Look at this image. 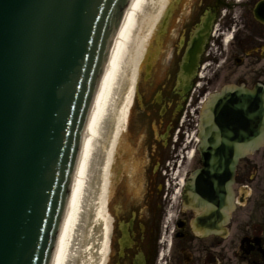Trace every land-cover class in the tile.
I'll use <instances>...</instances> for the list:
<instances>
[{"label":"water","instance_id":"95a60500","mask_svg":"<svg viewBox=\"0 0 264 264\" xmlns=\"http://www.w3.org/2000/svg\"><path fill=\"white\" fill-rule=\"evenodd\" d=\"M129 1L0 0V264L51 260L90 105ZM137 2L125 11L95 97L53 257L108 69ZM202 37L203 30L183 60L184 84ZM198 141L202 169L185 181L183 201L213 213L217 226L234 210L238 162L264 146V90L226 88L211 97Z\"/></svg>","mask_w":264,"mask_h":264},{"label":"flooded vegetation","instance_id":"af4514ba","mask_svg":"<svg viewBox=\"0 0 264 264\" xmlns=\"http://www.w3.org/2000/svg\"><path fill=\"white\" fill-rule=\"evenodd\" d=\"M201 30L184 85L180 67ZM258 85L264 88V0H171L143 50L127 153L114 161L104 264H264V152L237 166L234 195L244 203L217 228L211 213L186 208L181 195L183 180L200 168L188 150L197 148L205 102L225 88Z\"/></svg>","mask_w":264,"mask_h":264},{"label":"bare ground","instance_id":"6f19581e","mask_svg":"<svg viewBox=\"0 0 264 264\" xmlns=\"http://www.w3.org/2000/svg\"><path fill=\"white\" fill-rule=\"evenodd\" d=\"M170 2L138 0L124 29L104 82L66 227L52 264H76L78 250L72 249L70 252L71 240L75 234L78 236L91 225L93 214L104 221L100 249L103 259L106 256L108 232L111 229L105 209L106 195L114 161L127 153L124 131L133 100L136 70L148 38ZM96 221L99 222V219L96 218Z\"/></svg>","mask_w":264,"mask_h":264},{"label":"rangeland","instance_id":"374dc122","mask_svg":"<svg viewBox=\"0 0 264 264\" xmlns=\"http://www.w3.org/2000/svg\"><path fill=\"white\" fill-rule=\"evenodd\" d=\"M129 120L126 130L128 129L129 126ZM263 152H264V148L258 153V155H261ZM258 155H255L254 159L255 158L257 159L256 156ZM188 163H189V158L187 160V164ZM258 163L262 164L260 163V161ZM241 164H244V162H242ZM260 172L262 174V171ZM250 193L251 191L248 190L247 194L249 195ZM96 218L99 219V222L96 221ZM103 224L104 221H102L98 217H95V214H93L91 225L87 226L86 229H84L81 234L79 233L78 236L77 234H75L76 236L75 235L73 236L69 249L70 252L72 249L78 250L77 257L75 260L76 264H104L106 256L103 259V256L101 254L102 252L100 249V244L102 242L101 230L103 228ZM106 254L108 255V245H107Z\"/></svg>","mask_w":264,"mask_h":264}]
</instances>
